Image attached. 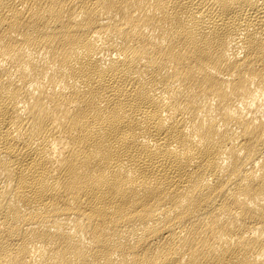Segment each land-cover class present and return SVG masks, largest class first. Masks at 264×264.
<instances>
[{"label":"bare ground","instance_id":"obj_1","mask_svg":"<svg viewBox=\"0 0 264 264\" xmlns=\"http://www.w3.org/2000/svg\"><path fill=\"white\" fill-rule=\"evenodd\" d=\"M0 264H264V0H0Z\"/></svg>","mask_w":264,"mask_h":264}]
</instances>
